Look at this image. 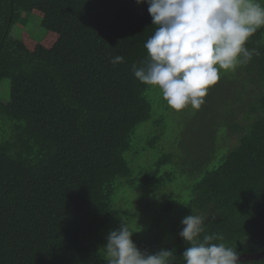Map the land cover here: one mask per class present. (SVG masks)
<instances>
[{
  "label": "trees",
  "instance_id": "obj_1",
  "mask_svg": "<svg viewBox=\"0 0 264 264\" xmlns=\"http://www.w3.org/2000/svg\"><path fill=\"white\" fill-rule=\"evenodd\" d=\"M28 15L56 34L51 47L27 50L16 37ZM156 27L148 8L129 0H0V90L5 82L8 90L0 96V264H108L109 233L139 217L127 191L160 190L180 164L189 176L202 173L179 209L167 201L165 220L156 215L134 231L138 249L172 250V264H185L181 221L195 214L204 218L201 240L220 234L214 242L239 256L264 251V29L247 44L260 55L241 67L246 95L229 85L216 93L224 102L238 97L225 127L197 116L172 151L158 133L165 123L153 90L133 72L147 61ZM116 56L124 62L113 65ZM224 135L238 143L218 158Z\"/></svg>",
  "mask_w": 264,
  "mask_h": 264
},
{
  "label": "clouds",
  "instance_id": "obj_2",
  "mask_svg": "<svg viewBox=\"0 0 264 264\" xmlns=\"http://www.w3.org/2000/svg\"><path fill=\"white\" fill-rule=\"evenodd\" d=\"M148 5L154 34L144 47L148 59L133 65L135 78L158 89L167 106L177 113L189 106L198 111L209 90L222 74L250 63L260 53L249 49L250 38L264 29V5L259 0H136ZM123 63L122 56L110 61ZM179 236L190 246L182 256L185 264H239V255L220 234L205 232L204 218L189 215L181 221ZM127 223L111 231L104 246L108 264H172V250L141 252Z\"/></svg>",
  "mask_w": 264,
  "mask_h": 264
},
{
  "label": "rangeland",
  "instance_id": "obj_3",
  "mask_svg": "<svg viewBox=\"0 0 264 264\" xmlns=\"http://www.w3.org/2000/svg\"><path fill=\"white\" fill-rule=\"evenodd\" d=\"M129 4L134 9H142V8H148V5L146 3L144 4H137L136 0H129ZM262 5H264V0L261 2ZM41 19L39 16L35 15H28V17L24 21V25H19L20 31L16 33V37L22 38L25 46L28 48L27 50L34 49V46L37 43L42 44L44 47H51L53 42L56 39V34L46 32L44 28L40 26ZM242 68H238L235 73L230 74H222V77L220 81L209 90V93L207 97L205 98V103L201 107L200 110L194 111L190 106L183 110L180 113L175 112L171 108L167 106L166 101L161 102L160 100L162 98V94L158 89L153 90L154 97L153 100L155 101V111L156 115H160L163 118V122L165 123V131L162 134V137H164L165 144L167 150L176 151L177 145H174L172 142L175 138L177 140L181 138H185V136L182 134V130L186 129L188 124H191L195 121L196 117L198 116L199 120H207L208 122L216 125L220 129H223L225 127V116L228 114V109L233 105L234 100H238V97L236 95H233L231 100L223 101L219 96L216 95V93L220 89H224L227 85L231 87H236L234 92L240 94L243 93L246 95L244 87L241 82V77L243 76ZM222 82V83H221ZM5 88L3 90H0V96L1 97H7V82H5ZM247 88V86H246ZM3 91V92H1ZM242 95V94H241ZM231 95H226V97L229 98ZM224 103V104H223ZM209 106H212L213 108H220L223 106H226V108L222 111H219L218 109H214L213 114L209 116L207 108ZM204 111V115H202V112ZM156 132L151 131V129H146L147 136L154 135ZM189 137H186L185 139H188ZM236 138L234 136H221L218 138V148L217 151V157L219 158L222 154H226L230 152L233 148L237 146L238 141L235 140ZM182 142V140H180ZM184 142V141H183ZM156 155V154H154ZM217 158V159H218ZM216 161V160H215ZM217 163V162H216ZM175 172L173 173V180L171 183L167 184L165 187L161 188L160 190H156L154 187H152V184L148 188H138L134 190H128V198L126 199L127 205L134 210V212L139 213V217L136 220H133L129 223V227L132 231H138L139 227L142 226L143 229L147 228V225L151 224L153 222L154 217L159 215L161 217V220H165L164 218L167 215H164L161 210V205L165 202L169 201L171 204H173L177 209L180 208L182 203L184 202L186 198V185L187 183L192 182L195 180L201 173L194 171L191 176L188 174L192 171L190 167L184 166L183 164H180L179 166L175 167ZM167 170H170L169 167H167ZM191 177V178H187ZM177 211V210H176ZM175 211V212H176ZM156 212V213H154ZM155 220V219H154Z\"/></svg>",
  "mask_w": 264,
  "mask_h": 264
},
{
  "label": "water",
  "instance_id": "obj_4",
  "mask_svg": "<svg viewBox=\"0 0 264 264\" xmlns=\"http://www.w3.org/2000/svg\"><path fill=\"white\" fill-rule=\"evenodd\" d=\"M263 257H264V251L258 254H249V255L239 256V261H247V260L253 261L255 259H259Z\"/></svg>",
  "mask_w": 264,
  "mask_h": 264
}]
</instances>
